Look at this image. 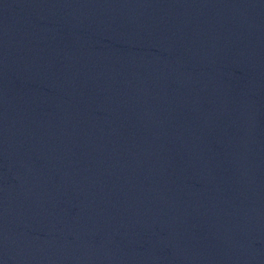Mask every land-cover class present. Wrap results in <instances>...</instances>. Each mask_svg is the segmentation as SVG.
<instances>
[{
  "label": "water",
  "instance_id": "95a60500",
  "mask_svg": "<svg viewBox=\"0 0 264 264\" xmlns=\"http://www.w3.org/2000/svg\"><path fill=\"white\" fill-rule=\"evenodd\" d=\"M0 264H264V0H0Z\"/></svg>",
  "mask_w": 264,
  "mask_h": 264
}]
</instances>
